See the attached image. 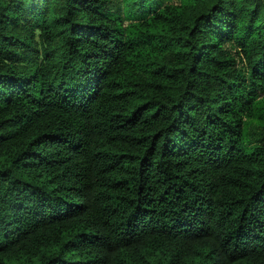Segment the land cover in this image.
<instances>
[{
  "label": "trees",
  "instance_id": "trees-1",
  "mask_svg": "<svg viewBox=\"0 0 264 264\" xmlns=\"http://www.w3.org/2000/svg\"><path fill=\"white\" fill-rule=\"evenodd\" d=\"M0 264H264V0H0Z\"/></svg>",
  "mask_w": 264,
  "mask_h": 264
},
{
  "label": "rangeland",
  "instance_id": "rangeland-1",
  "mask_svg": "<svg viewBox=\"0 0 264 264\" xmlns=\"http://www.w3.org/2000/svg\"><path fill=\"white\" fill-rule=\"evenodd\" d=\"M110 5L114 10L120 11L119 7L116 4L111 3Z\"/></svg>",
  "mask_w": 264,
  "mask_h": 264
}]
</instances>
